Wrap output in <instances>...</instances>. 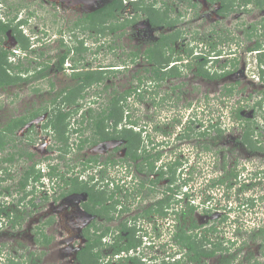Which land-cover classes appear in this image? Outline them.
I'll return each instance as SVG.
<instances>
[{"label":"flooded vegetation","instance_id":"flooded-vegetation-1","mask_svg":"<svg viewBox=\"0 0 264 264\" xmlns=\"http://www.w3.org/2000/svg\"><path fill=\"white\" fill-rule=\"evenodd\" d=\"M0 6L1 22L11 25L0 34V49L16 80L0 86V107L29 98L24 89L33 97L0 121V264L34 263L35 251L54 243L62 218L71 220L64 241L74 246L73 259L90 243L97 264H233L246 246L233 252L223 234L233 209L210 220L215 183L195 202L202 193L197 183L215 180L216 161H198L194 137L217 131V118L209 113L202 120L197 100L202 85L206 100L231 97L238 84L242 91L261 85L244 90L241 108L258 97L250 114L243 108L234 120L243 134L261 114L253 139L261 145L257 153L264 151V0H0ZM46 44L51 50L41 49ZM88 73L100 79L88 85ZM235 73L239 79L230 78ZM111 78L128 86L118 90ZM94 85L96 93L87 92ZM184 87L195 97L176 105ZM112 98L122 106L117 120L107 116ZM163 106L170 108L165 114ZM189 144L194 158L185 155ZM245 168L216 177L229 175L227 186L236 181L243 199L264 175ZM128 240L134 245L114 250Z\"/></svg>","mask_w":264,"mask_h":264},{"label":"rangeland","instance_id":"rangeland-1","mask_svg":"<svg viewBox=\"0 0 264 264\" xmlns=\"http://www.w3.org/2000/svg\"><path fill=\"white\" fill-rule=\"evenodd\" d=\"M176 5L177 3L174 2V6ZM66 16L64 15V17ZM206 21L207 20L205 19L202 21L203 24L206 25L204 31H208V29H210L209 27L210 25L206 23ZM43 46L44 47H41V49H44L46 51L51 50V47H48L49 44H46ZM240 56L238 57V61H236L238 65V70H241V68H239V64L241 61ZM101 57L102 56H100V58ZM107 57H108V61H111L112 57H110L109 55ZM22 60L24 61V64L27 63L25 58ZM253 63L254 61L252 60V57H250V64L248 65L249 70L251 69L253 72L256 73V69L254 67L255 64ZM235 77L236 79H239V76L236 73L230 75V78H235ZM110 81L112 83L115 81V84L118 86L116 87V89L118 90H121L124 87L128 86V84L125 83L126 81L117 83L116 78H111ZM206 86H203V85L200 86L199 94H198L199 100H197L199 105H201L202 109L205 110V113L201 114L202 120H206V118H208L209 113L210 115L213 114L217 118V121H219L220 128H222L223 131L222 133H218L217 131L214 132L212 130L211 132H207L205 134L200 133L201 134L200 136L194 137L195 139L197 138V142H198L197 145L195 146H197V148H199V151H201V156L198 161H216V174H215L216 177H223L227 172L231 170L238 171L240 168L243 167V165L247 166V169L245 168L246 172H251L257 168L258 169L262 168L264 170V151L261 153H257V151L252 152L249 149H246L244 145H241L239 143L238 139L242 135V132H241L242 122H240V124L236 126V122L234 120L236 117V114H235L236 109L240 108L241 105L246 103L243 98L244 90L246 92L247 90H252L253 87L255 88V90H257L261 88L262 86L261 85H257V86L250 85L249 87L247 86V88L245 86L244 90L242 91L241 85L239 84L235 85V89L233 91L232 96L226 99L223 98V100H220V98H218L217 96L211 97L212 100H206L204 98L205 92L203 93L204 91L203 89L205 88L208 89ZM167 87L169 86H164V88H167ZM98 88H99L98 86L94 85V87L90 88L87 92L96 93V89ZM211 88L215 89L214 86H211ZM219 88L220 86H216L217 91ZM188 89L189 87H184L181 89L180 92H183L184 94L182 97H179L177 101H175L176 105L177 104L183 105L185 103L183 99L188 100L187 97H189L190 99L195 97V90L187 92ZM22 91H24L23 94H25V96H29V98L22 97V99L19 102L16 100L14 101L12 100V103L14 104H10L11 101L8 100L9 104H4L3 106L0 107V121H2V119L8 116L13 109H17V108L19 109L17 105H19L20 108H24L26 107V105L29 106V102L27 99H30V97L33 98L29 94V92L31 91L29 88L24 89ZM223 94L224 92L221 93V96ZM102 97L103 95H101V98ZM257 97H258V94H253L251 99L247 100V104L244 107L240 108V110L244 108L242 112H244L245 114H248V113L250 114L251 111L253 110V106L255 105V101ZM105 104L106 102L104 101V105ZM125 104L126 103H124L123 106H125ZM136 107L138 109L140 108L141 111H144V105L138 104L136 105ZM161 108L163 110L161 109L162 111L160 110V112L163 114L167 112V109H170V108L166 109L164 106ZM175 108L178 109L177 106H175ZM137 114H140V112H138ZM254 114H255V118L250 121V130L252 132L254 131L255 123L261 124L260 122L261 114L258 111H256ZM253 135H255L254 132L252 133V136H251L252 138H253ZM260 140L264 142V132L262 133ZM192 147L193 146L191 144L185 145V148H186L185 155L187 157L194 158ZM222 165H225L224 169ZM206 166L210 168V165H205V167ZM212 175L214 174L212 173L211 176ZM206 177L207 179H209L208 175H206ZM216 177H215V180H210V181H205L206 178L204 177L205 178L204 179L202 177L203 179L202 181H200L201 183L200 184L197 183V189L199 187L200 192L202 191V189L209 190L210 188L209 184L215 183L214 184L215 186H211V185L210 186L214 187L212 188V190L214 191V195L212 196V205L217 208V211L213 213L212 215L213 217H211L210 220L219 219V217H221L222 212L224 213L228 211L230 212L231 206L232 207L241 206V203L243 204V206H241L239 210H236L235 212L233 211L230 212L232 215L229 214L226 218L229 224L227 228L222 229L225 237L229 238L230 240L231 239L235 240L236 243H238L239 245L241 242L243 244H246L245 249L238 253L237 259L233 262V264H264V244H263L264 241H261L259 238L257 240L251 239V235L259 227V225H264V175L260 181H256V185H254L253 187L249 189L248 197L244 199L241 197L240 195L241 193L239 191L235 192V189L238 186L236 184V181L232 179L234 183L232 184V187H228L226 183L228 182L229 179L219 184L217 182L218 178L216 179ZM204 194L205 193L203 191L202 193H200V195L198 193L195 196V202L202 201V199L204 198ZM199 206L201 208L203 207L202 205H199ZM59 215L61 216V218L63 217V215L58 214V218H59ZM201 217L204 218V213L201 214ZM68 220L69 221L67 222L64 220V218H62V220H58V223H57L58 228H55L54 231L51 230L55 234L54 243L49 245L44 250L43 253L41 252L39 253V250L35 251V254H37L38 257L40 254L39 259H37V256H35L34 263H31L30 261H28V262H24L23 264H75L73 256L76 250L74 246L70 248L68 243L64 241L65 236L68 235L72 231V225L70 223L71 220L70 219ZM222 225L226 226L227 224L223 223ZM220 232H218L217 236L220 234ZM7 235H10V234L7 233ZM25 238L26 239L24 240V242L28 241L29 243H31V240L27 236ZM5 239H6V236H5ZM14 241L16 244L17 239L14 238ZM6 242L10 243V245L11 243H13V241L11 240H5V243ZM10 245H6L3 248L10 250ZM31 246L33 248V245H30V247ZM236 248L237 247L233 244V248H232L233 252H235Z\"/></svg>","mask_w":264,"mask_h":264},{"label":"trees","instance_id":"trees-1","mask_svg":"<svg viewBox=\"0 0 264 264\" xmlns=\"http://www.w3.org/2000/svg\"><path fill=\"white\" fill-rule=\"evenodd\" d=\"M145 10H146V7L143 5V7ZM111 12V11H110ZM109 14V12L107 13ZM156 17L155 19L158 20V22H160V15L159 14H155ZM11 25L9 23H3L1 22L0 20V34L3 33L6 29L10 28ZM21 47L22 48H26L29 43L27 41L26 38H23L21 39ZM6 51L4 50H1L0 49V86H4L6 84H9L11 82H15L16 80L10 76V74L7 73L6 71V66H9V64L7 63V56H6ZM233 64H235V62H233ZM15 67H17V65H15ZM220 76V75H218ZM86 79V82L88 83V85H91V81L92 80H98L100 79V77L98 75H94L92 73H88L85 75L84 77ZM86 85H84L83 87H85ZM82 86H75V87H72L71 90H69V93L71 92L72 94H76V93H79L80 92V88ZM235 86L232 87V89L234 90ZM119 102V99L117 98H112V101H111V105L108 107V109L110 110L109 114L107 115L108 117L110 118H113L115 120V117H116V120L117 119H120L123 114V111H122V106L119 107L118 106V103ZM116 105L118 107H116ZM120 105V104H119ZM241 108V107H240ZM240 108L236 109L235 111V114L237 116V118H241V114L239 112ZM20 122H13V123H8V127H11V126H14L16 124H18ZM217 132L218 133H222L223 129L220 128V123L219 121H217ZM252 131L249 130L248 132L244 131V133L241 135V137L238 139L239 140V143L241 145H244V147L248 148L250 151H256L257 149H260L261 145H257L255 139H253L251 136H252ZM139 140V136H136V141ZM0 145H1V141H0ZM236 172H233L232 171V175H235L236 176ZM229 176V175H228ZM228 176H226V178H228ZM226 178H219L218 179V182H221L223 183ZM231 181L229 180L228 182V186H231ZM91 198L93 199V203L94 202H98L99 201V198L97 197V195L95 193L91 194ZM260 239L261 241H264V225H260L255 231L254 233L251 235V239L252 240H257V239ZM220 244L221 242L220 241H217L215 243V246L217 248H220ZM264 244V242H263ZM134 245V242L128 240L127 243L125 245H122L123 247L121 246H117L114 250L117 251V250H120L121 248H125V249H128L130 246ZM94 245L88 243L86 246L80 248L76 254V256L74 257V260H76L77 264H97V253L94 252V249L93 248ZM212 250H215V249H212ZM210 253H213V251H211ZM227 263V261L225 262ZM8 264H18L17 262L13 261V260H10ZM220 264V263H219Z\"/></svg>","mask_w":264,"mask_h":264},{"label":"clouds","instance_id":"clouds-1","mask_svg":"<svg viewBox=\"0 0 264 264\" xmlns=\"http://www.w3.org/2000/svg\"><path fill=\"white\" fill-rule=\"evenodd\" d=\"M241 206H242V203H241ZM241 206H231V209H233V212H235L236 210H239L240 208H241ZM260 226V225H259ZM228 240H230L229 238H228ZM232 240V239H231ZM230 240V242L232 243V244H234L236 247H240L241 245H242V242L240 243V245L238 244V243H236V241L235 240H232L231 241Z\"/></svg>","mask_w":264,"mask_h":264}]
</instances>
